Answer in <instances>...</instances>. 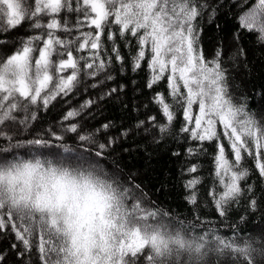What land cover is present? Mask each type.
<instances>
[{"label": "snow or ice", "instance_id": "6c2138e0", "mask_svg": "<svg viewBox=\"0 0 264 264\" xmlns=\"http://www.w3.org/2000/svg\"><path fill=\"white\" fill-rule=\"evenodd\" d=\"M225 7L238 27L209 57L205 25ZM242 33L264 48V0H0V264H264V228L242 238L231 224L227 236L198 215L203 201L221 224L233 212L264 221V105L233 95L226 66L246 56ZM126 69L148 72L143 89L128 82L151 93L132 105L145 119L95 124L108 101L128 108ZM140 129L182 134L191 220L161 209L113 155ZM209 155L205 200L194 161Z\"/></svg>", "mask_w": 264, "mask_h": 264}, {"label": "trees", "instance_id": "16d2710c", "mask_svg": "<svg viewBox=\"0 0 264 264\" xmlns=\"http://www.w3.org/2000/svg\"><path fill=\"white\" fill-rule=\"evenodd\" d=\"M254 3L255 0H252ZM236 9L233 6L232 12ZM220 25V29L216 25ZM235 20L230 18L228 8L225 7L220 10L212 25H205L203 47L207 56H211L212 49L215 47L217 37L231 38V34L235 31ZM240 45L245 49L246 56L241 57L237 61V67L232 68L231 64L226 66L230 68L231 75L234 78L235 91L233 95L239 99L243 96L248 97V105L252 110H258L264 105V101H260L259 92L264 89V48H261L256 43V38L253 35L241 34ZM147 70L140 71L137 75L132 73L130 69H126L122 77H119V82L128 83L131 79H135L140 87L143 89L145 80L147 79ZM134 85L128 83L126 89L127 95L124 102L128 104V108L117 102L108 101L102 105V115L95 121V124L104 122L105 120L115 121L117 124H123L125 127L131 128L139 120L145 119V110L143 107L139 111L133 110V104L147 103L148 97L151 93L148 90L143 91V95L134 93L132 88ZM161 89L164 85L161 84ZM89 95H95L94 92ZM84 95L80 99L83 100ZM259 101V103H258ZM59 107V105L57 106ZM149 115H156V109L152 108ZM62 115L61 111L53 110L49 112L46 119L49 123H54ZM47 126V125H45ZM178 127V125H177ZM159 134L155 130L152 133H144L143 129L139 130V134L130 136L123 144V148H128V152H123L119 148L114 156L119 157L120 166L124 169L126 174H131L135 177L136 183L141 184L145 192L161 209L170 211L180 218L192 219V206L186 202L184 197L187 192L183 186V180L188 179L185 175L181 177V168L185 164V149L187 144L184 142L182 134L178 136L167 135L160 139ZM155 136L157 142L153 143ZM69 145L73 144L71 138L68 139ZM211 151V150H210ZM173 152H180L179 157L174 156ZM198 162L203 166L199 173L205 177L204 199H207V191L211 185L210 173L214 175L213 160L211 155L201 156ZM104 162L102 161V164ZM251 183L256 184L257 180L254 177ZM203 211L198 213L202 219L212 221V227L216 228L222 235L231 236V224H237L239 227L238 235L242 238L256 235L262 228H264V221L261 220V215L256 212L253 215H248L242 212H233L226 223L221 224L218 214L213 210L211 204L201 203ZM241 215L247 216V222H241L239 217ZM233 239L236 237L233 236Z\"/></svg>", "mask_w": 264, "mask_h": 264}]
</instances>
